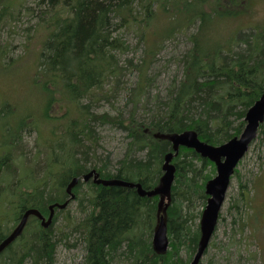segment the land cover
<instances>
[{"label":"trees","instance_id":"trees-1","mask_svg":"<svg viewBox=\"0 0 264 264\" xmlns=\"http://www.w3.org/2000/svg\"><path fill=\"white\" fill-rule=\"evenodd\" d=\"M24 1L4 0L0 28L32 16L30 20L35 22L26 29L24 50L33 48L36 53L37 68L29 78L42 98L36 119L33 114L31 119L22 120L17 135L11 133L7 142H1H20L22 131L37 132L42 122L50 137L42 143L37 138V144L46 148L43 171L18 174L16 180L0 174V181L4 180L0 184V245L26 211L36 209L49 217L52 204L65 203L70 197L68 185L75 177L80 180L72 192L79 194L82 177L93 169L103 179L140 182L144 189H153L159 184L165 155L172 151L171 134L194 130L205 142L223 144L242 133L246 112L264 93V28L255 29L252 43L241 52L235 51L236 32L230 43V38L223 41L214 37L218 24L236 21L250 11L248 0H35L26 15L22 11ZM180 1L183 9L175 8ZM159 11L169 16L161 32L163 42L185 26L200 23L189 37L193 46L180 59L183 77L175 80L147 122L137 120L134 114L126 119H110L105 113L96 116L92 104L84 101L108 98L104 87L120 75L117 53L126 54L130 49L120 30L146 42ZM247 39V35L240 38L242 43ZM158 53L159 49L145 48L138 66L140 83L150 81L148 69ZM6 55L3 51L0 61ZM143 93L140 84L135 94L141 98ZM112 120L129 137L127 153L115 170L108 162L94 161L99 147L95 128ZM261 136L264 122L259 128ZM133 152L143 156L134 157ZM7 155L0 156V169L9 166L5 160L11 153ZM172 162L175 181L166 197H142L136 188L96 184L92 178L84 181L87 191L81 198L77 195L82 218L66 212L73 200L64 209L55 208L53 224L48 228L30 214L19 237L0 252V264H58L57 248L61 244L71 246L72 237V246L79 240L85 244L86 254L80 264H189L201 236L200 222L197 226L195 222L201 221L203 210L199 207L206 206L205 186L215 174V165L186 147L180 148ZM241 195L248 200L247 195ZM65 212L70 229L56 236L53 225ZM160 215L166 219L170 238L169 249L162 254L153 247L151 229L148 237L144 232L149 220L153 223ZM207 264L216 263L209 260Z\"/></svg>","mask_w":264,"mask_h":264},{"label":"rangeland","instance_id":"rangeland-1","mask_svg":"<svg viewBox=\"0 0 264 264\" xmlns=\"http://www.w3.org/2000/svg\"><path fill=\"white\" fill-rule=\"evenodd\" d=\"M34 1H24L22 11H25L23 12L25 15L28 6H32ZM248 1L250 11L244 12L236 21L221 22L217 29L213 30L216 35L212 34L215 35V38L223 41L230 38L228 41L230 43L234 39L231 35L236 32L238 42L235 51L239 52L252 43L253 36L251 35L255 33L257 27L264 28V0ZM3 2L4 0H0V7ZM182 7L183 1L176 2L175 8L183 9ZM31 18L32 16H25L19 24L7 22L0 28V56L3 51L7 54L0 61V156L11 153L10 158L5 160L9 166L0 169V174H9V178L14 180L18 174H36L44 170L47 165L46 148L37 144V138L42 140L40 141L42 143L50 137L47 125L42 122L37 132L22 131L20 142L2 145L5 141L7 142L11 133L17 135L16 132L21 123L31 119L32 115L38 112L37 107L41 104L42 94L35 91L34 83L29 78L32 76V71L37 68V56L33 48L29 51L24 50L25 35L35 22L30 20ZM168 21L169 16L163 11H159L152 29L147 33L146 42L140 41L139 37L133 33L120 30L121 36L130 46L126 54L117 53L122 68L120 75L110 79L104 87V93H107L108 98L100 96L96 97L97 99L95 98L93 102L89 99L84 101L86 104H92L96 116L105 113L110 119H126L134 114L137 120L147 122L159 107V103L167 98L175 80L179 81L183 77V64L180 59L193 46L189 37L197 32L200 23L196 21L191 23L192 25L185 26L180 30L181 32L178 31L163 42L161 32ZM246 35L248 39L242 43L240 38H245ZM158 42H163L160 47H156ZM146 47L155 48V51L159 49V53L148 69L150 81L145 85L144 80H141L142 83H140L138 66L142 64ZM140 84L144 91L141 98L135 94ZM2 109L3 111H1ZM36 116L37 114L35 119ZM2 130L5 131L2 132ZM95 132L99 138V147L96 149L98 158L94 161L108 162L110 169L115 170L127 153L128 132L115 120L108 124H97ZM263 139L262 136L256 138L236 169L237 173L231 180L216 232L201 260L203 264H207L209 260H213L216 264H264ZM9 142L12 143L11 140ZM38 149L41 150L40 154L37 153ZM142 154V152H133L132 156L141 157ZM81 180L83 183L79 190L80 198L83 196L82 192L87 191L84 179ZM0 182V184H4V180ZM242 193L247 195L248 200L242 199ZM204 208L200 206L199 210ZM67 210V213L71 212V214L74 213L82 218V212L80 211L78 214V201L72 202ZM66 212L59 214L53 225L56 236L67 234L70 229V225L64 219ZM149 221L144 232L148 237V232L151 229L150 239L153 241L158 218L153 223L151 219ZM199 222L200 219H197L196 226ZM70 240L75 244L74 237ZM72 245H59L57 248L58 264H80L83 262L86 254L85 244L79 240L75 247Z\"/></svg>","mask_w":264,"mask_h":264},{"label":"water","instance_id":"water-1","mask_svg":"<svg viewBox=\"0 0 264 264\" xmlns=\"http://www.w3.org/2000/svg\"><path fill=\"white\" fill-rule=\"evenodd\" d=\"M245 121L246 125L239 136H235L220 145H213L201 140L198 133L194 130H184L182 132L171 134L169 139L172 144V151L165 155L160 183L153 189L146 190L140 182H129L121 179L101 180L95 177L94 180L96 183L105 186L136 188L138 194L142 197H153L156 195L166 197L170 194L176 175V166L173 164L172 160L178 155L181 147L193 149L201 157L213 162L216 166V175L211 178L205 186L208 200L201 217V236L198 242L197 250L190 263L199 264L216 232L220 220V214L227 198V192L235 170L248 152L251 144L257 138L260 125L264 122V93L248 109ZM94 172L95 170L93 169L89 173L85 174L82 177L84 181H88L92 178ZM79 179V177H76L72 180V183H70L67 188L68 193L72 192V189L77 185ZM65 205L54 204L50 206V210H52L54 206ZM30 214L40 218L44 227L50 226L52 216L48 221H45L43 215L38 210L30 209L26 211L20 224L0 245V252H2L6 246L12 243L13 240H15L22 233ZM169 244L170 240L167 222L164 215H160L153 235V247L157 253L162 254L168 251Z\"/></svg>","mask_w":264,"mask_h":264},{"label":"bare ground","instance_id":"bare-ground-1","mask_svg":"<svg viewBox=\"0 0 264 264\" xmlns=\"http://www.w3.org/2000/svg\"><path fill=\"white\" fill-rule=\"evenodd\" d=\"M95 170V172H94V174L92 175V179H93V181L95 182V180H94V178L96 177L97 179H101V180H107V179H103V178H101L100 177V174L98 173V171L96 170V169H94ZM92 171V170H91ZM76 178V177H75ZM91 179V178H90ZM80 180V179H79ZM79 180H78V182H79ZM70 183H72V181L70 182ZM69 183V184H70ZM96 183V182H95ZM78 184V183H77ZM96 184H98V183H96ZM69 186V185H68ZM73 190V189H72ZM67 194H69V195H71V198L73 197V192H71V193H68L67 192ZM71 198H68L67 199V201L65 202V203H62V204H60V205H65V206H54L53 207V209L52 210H50V215H49V217L47 218V217H45L44 215H43V217H44V219H45V221H48L49 220V218L52 216V221H51V223L53 222V219H54V214H55V208H58V209H64V208H66L68 205H69V203H70V200H71ZM55 204H59V203H55ZM52 205H54V204H52ZM49 209H50V207H49ZM36 210V209H35ZM37 217V216H36ZM38 218V217H37ZM40 219V218H39ZM41 220V219H40ZM42 222V221H41ZM51 225V224H50ZM49 227V226H48ZM213 238V237H212ZM11 244V243H10ZM9 244V245H10ZM191 263V262H190ZM201 263V262H200ZM199 263V264H200Z\"/></svg>","mask_w":264,"mask_h":264},{"label":"flooded vegetation","instance_id":"flooded-vegetation-1","mask_svg":"<svg viewBox=\"0 0 264 264\" xmlns=\"http://www.w3.org/2000/svg\"><path fill=\"white\" fill-rule=\"evenodd\" d=\"M65 193H66V192H65ZM77 195H79V194L74 192V193H73V197L71 198V195H70L69 198H71V200H73L74 202H77V199H78V198H77ZM79 197H80V196H79ZM49 211H50V210H49ZM52 224H53V223H51V225H52ZM51 225H50V226H51ZM50 226H49V227H50ZM47 228H48V227H47Z\"/></svg>","mask_w":264,"mask_h":264}]
</instances>
